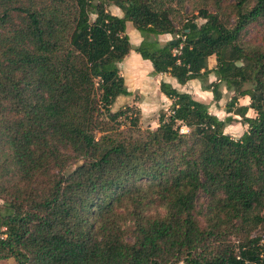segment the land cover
<instances>
[{"label": "trees", "instance_id": "obj_1", "mask_svg": "<svg viewBox=\"0 0 264 264\" xmlns=\"http://www.w3.org/2000/svg\"><path fill=\"white\" fill-rule=\"evenodd\" d=\"M185 1L0 0V263L264 264V44L243 41L264 0H191L178 28ZM127 21L155 74L232 91L228 115L164 80L156 128L135 105L113 111L131 95Z\"/></svg>", "mask_w": 264, "mask_h": 264}, {"label": "rangeland", "instance_id": "obj_2", "mask_svg": "<svg viewBox=\"0 0 264 264\" xmlns=\"http://www.w3.org/2000/svg\"><path fill=\"white\" fill-rule=\"evenodd\" d=\"M228 2L232 0H226ZM108 10L111 13L117 12L120 15H123L122 11L114 4H110L107 6ZM197 13V9L195 3L191 0H186L183 4L175 5L173 4V20L178 28H181L183 23L186 19L192 18ZM116 15V14H115ZM197 22H202V19L197 18ZM126 33L129 36L131 46L133 49L130 50L129 54L124 58V60L119 64V70L122 76L125 79V83L129 90L131 91V95L129 96H119L111 109L116 111L126 105H135L140 109L141 116H140V127L141 129H154L158 126V116L159 111L163 109H168L171 102L167 104H162L161 101H158L155 97L157 95L156 87H155V73L152 72V64L149 60L142 59L141 56L134 50L138 39L140 40L142 37L137 29L134 28L131 22H126ZM172 35L166 34L158 36L160 42L164 43L169 38L172 39ZM137 40V41H136ZM243 41L249 42L252 44L260 45L264 44V25L261 22H255L248 26L244 35ZM137 55L140 56V59L146 61L151 66H143L145 65L144 62L141 61L136 57ZM215 59L214 57H210L209 59V66L214 67ZM136 75L134 78L133 75ZM164 77V74H161V77ZM160 77V76H159ZM215 77L213 74L209 75V81L214 80ZM198 81V84L197 82ZM196 85H187V90L190 91V94L195 99L201 100L209 105L210 112L217 115L219 118L224 119L228 114L225 112V104L230 100L233 96V92L227 90L224 85H221L222 97L219 101H214L212 97V93L210 91H200L201 83L199 80L195 79ZM159 86V85H158ZM245 87H250V84H245ZM159 89V88H158ZM160 92V91H159ZM208 92V93H206ZM151 98V102H148V99ZM241 101H248V97H241L238 99L237 103H241ZM254 112L251 110L249 111V116H254ZM238 117L233 120L229 125H227L225 132L229 133L233 138H238L242 135V133L246 130L247 126L241 123ZM188 129H186L187 132ZM1 203V201H0ZM206 203V196L201 193L198 197L197 202V209L198 213L202 208H204V204ZM198 218L203 221V216L198 214ZM203 224V223H201ZM264 232V228H260L256 231V234H262ZM5 264H15V261L11 259V262H5Z\"/></svg>", "mask_w": 264, "mask_h": 264}, {"label": "crops", "instance_id": "obj_3", "mask_svg": "<svg viewBox=\"0 0 264 264\" xmlns=\"http://www.w3.org/2000/svg\"><path fill=\"white\" fill-rule=\"evenodd\" d=\"M113 14H116V15H118V16H122V15H120V14H118L117 12H114ZM163 35H166V34H163ZM159 36H161V35H159ZM142 39V38H141ZM141 39L139 40L138 39V42L136 43V46L134 47V49L137 47V45L140 43V41H141ZM168 40H170V38L168 39ZM167 40V41H168ZM137 41V40H136ZM160 41V40H159ZM166 42V41H165ZM162 43V42H161ZM132 49H133V47H132ZM130 52V51H129ZM129 54V53H128ZM127 54V55H128ZM126 55V56H127ZM140 55V54H139ZM139 55H135L139 60H140V63H141V61L142 62H144L145 63V65H142V63H141V65H142V69H143V66H148L149 65V63L148 62H146V61H143L142 59H140V56ZM150 66V65H149ZM151 67V66H150ZM210 68L212 67V66H209ZM152 68V72H153V67H151ZM154 73V72H153ZM161 74L163 75V73H160V74H155V78H156V82H155V87H156V92H157V95H156V99L158 100V101H161V103L162 104H167L168 102H171V100L169 99V98H167L161 91H160V89H158L159 88V83H160V81L161 80H164V81H166V82H169L173 87H175L177 90H179V91H183V92H189L190 93V91L189 90H187V85H196V83H195V79H193V80H190V81H188L186 84H184V85H181V84H179L177 81H176V79L174 78V77H172V76H170V75H168V74H164V77L162 76L161 77ZM136 75L134 74L133 75V77H131V78H134ZM160 76V77H159ZM125 80V79H124ZM197 82V84H198V81H196ZM126 84V83H125ZM127 86V85H126ZM128 88V87H127ZM202 88V87H201ZM129 89V88H128ZM202 90L203 89H201L200 91L202 92ZM160 91V92H159ZM204 91H208V90H204ZM206 93H208V92H206ZM153 100V99H152ZM151 100V98H149L148 99V102H151L152 101ZM153 102V101H152ZM249 102L248 101H241V103H239V104H248ZM163 110H165V109H163ZM161 111V110H160ZM159 111V112H160ZM249 111H251V109L249 110ZM249 111H248V113H249ZM253 111V110H252ZM254 112V111H253ZM249 116V115H248ZM226 129V128H225ZM5 262L7 263V262H11V259H8V260H6V261H4V262H1L0 264H5Z\"/></svg>", "mask_w": 264, "mask_h": 264}, {"label": "built area", "instance_id": "obj_4", "mask_svg": "<svg viewBox=\"0 0 264 264\" xmlns=\"http://www.w3.org/2000/svg\"><path fill=\"white\" fill-rule=\"evenodd\" d=\"M180 48H181V45H180V47L175 48V49L173 50V52L176 53V54H179V53H180ZM186 129H187L186 127L181 126V128H180V132H186Z\"/></svg>", "mask_w": 264, "mask_h": 264}, {"label": "water", "instance_id": "obj_5", "mask_svg": "<svg viewBox=\"0 0 264 264\" xmlns=\"http://www.w3.org/2000/svg\"><path fill=\"white\" fill-rule=\"evenodd\" d=\"M171 42H174V40H172Z\"/></svg>", "mask_w": 264, "mask_h": 264}]
</instances>
